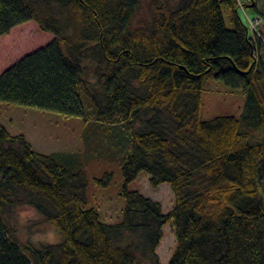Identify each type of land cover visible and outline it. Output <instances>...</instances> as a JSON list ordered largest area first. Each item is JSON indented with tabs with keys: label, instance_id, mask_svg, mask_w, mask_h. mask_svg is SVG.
<instances>
[{
	"label": "trees",
	"instance_id": "1",
	"mask_svg": "<svg viewBox=\"0 0 264 264\" xmlns=\"http://www.w3.org/2000/svg\"><path fill=\"white\" fill-rule=\"evenodd\" d=\"M141 3L0 0V36L28 21L54 35L0 74V101L66 116L89 110L128 134L125 207L109 223L86 207L76 154L36 151L0 114V264H162L167 224L176 238L168 264H264V38L240 10L253 3L263 28L264 12L257 0H150L146 21ZM207 78L244 91L239 117L202 118ZM143 171L152 187L171 185L170 211L127 188ZM19 205L61 240L21 242L11 220Z\"/></svg>",
	"mask_w": 264,
	"mask_h": 264
},
{
	"label": "rangeland",
	"instance_id": "2",
	"mask_svg": "<svg viewBox=\"0 0 264 264\" xmlns=\"http://www.w3.org/2000/svg\"><path fill=\"white\" fill-rule=\"evenodd\" d=\"M149 2L150 0H142L139 19L148 21L151 18ZM257 2L258 10L264 12V0ZM241 9L242 19L249 28L252 23L256 26L255 17L260 16V13L248 6H241ZM223 13L227 26L231 27L227 6H223ZM259 29L264 38L262 23ZM53 38L52 33L42 31L35 21L17 25L8 34L0 36V74L28 53L51 42ZM204 88L201 114L203 119L221 115L239 117L242 114L246 99L242 89L232 88L215 78H207ZM83 100L88 110L85 97ZM88 112L85 120V117L66 116L0 101L1 121L10 133L25 134L33 148L44 154H76L82 163L88 184L86 207H95L103 221L114 223L120 219L125 207V199L120 193L124 186L122 164L124 153L128 149V134L119 125L111 128L97 124L96 120L89 118ZM108 175H111V180L107 186L98 184L97 180H107ZM127 188L137 190L159 202L165 213L174 206L175 195L171 185L162 183L157 188L152 187L148 172H141ZM13 212L11 220L21 242L44 245L61 240L62 236L55 226L31 206L19 205ZM163 231L164 237L156 252L160 262L168 264L176 249V238L170 224L165 225Z\"/></svg>",
	"mask_w": 264,
	"mask_h": 264
},
{
	"label": "built area",
	"instance_id": "3",
	"mask_svg": "<svg viewBox=\"0 0 264 264\" xmlns=\"http://www.w3.org/2000/svg\"><path fill=\"white\" fill-rule=\"evenodd\" d=\"M256 21V26L254 23L251 24V30H253V32H257L258 34H260V26H261V20L259 18H255Z\"/></svg>",
	"mask_w": 264,
	"mask_h": 264
},
{
	"label": "water",
	"instance_id": "4",
	"mask_svg": "<svg viewBox=\"0 0 264 264\" xmlns=\"http://www.w3.org/2000/svg\"><path fill=\"white\" fill-rule=\"evenodd\" d=\"M253 6H254V4H253V3H251V4H249V5H248V7H253Z\"/></svg>",
	"mask_w": 264,
	"mask_h": 264
}]
</instances>
